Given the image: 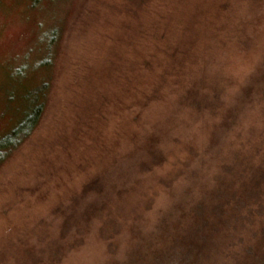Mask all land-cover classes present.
Returning <instances> with one entry per match:
<instances>
[{
	"label": "rangeland",
	"instance_id": "obj_1",
	"mask_svg": "<svg viewBox=\"0 0 264 264\" xmlns=\"http://www.w3.org/2000/svg\"><path fill=\"white\" fill-rule=\"evenodd\" d=\"M12 76L48 85L0 167V264H119L264 130V0H0V136Z\"/></svg>",
	"mask_w": 264,
	"mask_h": 264
},
{
	"label": "trees",
	"instance_id": "obj_2",
	"mask_svg": "<svg viewBox=\"0 0 264 264\" xmlns=\"http://www.w3.org/2000/svg\"><path fill=\"white\" fill-rule=\"evenodd\" d=\"M57 36V28L46 36L44 68L51 62V45ZM22 72L20 68L16 75ZM11 80L5 87L7 100L20 107L15 111L17 122L0 136V167L32 134L46 106L47 83L20 89L19 79L12 76ZM257 82L264 83V78L256 77ZM254 87L245 92L251 93ZM258 130L253 127L248 132L255 135ZM150 154L153 165L162 163L164 152ZM190 155L194 156L193 150L188 151L187 165L195 160ZM219 169L210 190H201L198 197L185 191L190 200L179 202L172 211L182 214L178 218L169 214L157 236L144 239L119 264H264V224L255 226L264 215V130L255 142L236 143L232 162H223Z\"/></svg>",
	"mask_w": 264,
	"mask_h": 264
}]
</instances>
